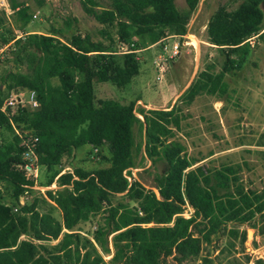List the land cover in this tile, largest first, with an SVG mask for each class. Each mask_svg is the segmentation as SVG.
Masks as SVG:
<instances>
[{
  "label": "trees",
  "instance_id": "obj_1",
  "mask_svg": "<svg viewBox=\"0 0 264 264\" xmlns=\"http://www.w3.org/2000/svg\"><path fill=\"white\" fill-rule=\"evenodd\" d=\"M198 1L184 0L187 8L180 11L174 0H80L83 11L103 26L106 45L79 33L62 41L51 32L27 31L14 40L8 64L15 70L0 76V183L10 188L14 202L4 203L0 190V264H167L169 256L175 264L196 259L213 264L210 253L201 255V244L223 235L224 245L213 247L215 257L242 251L246 233L234 226H255L264 214V186L245 187L238 164L211 167L200 162L203 158L188 156L173 137L180 128L178 103L188 104L201 92L225 93L223 75L246 62L252 49L247 39L264 31V0L216 8L206 35L224 54L222 69L201 71L170 108L136 110V99L96 98L94 93V82L124 89L139 73L134 51L158 41L165 28L181 38ZM6 2L13 21L25 28L32 20L28 0ZM32 3L40 9L44 0ZM115 40L127 42L131 51L117 54ZM7 42L0 37V47ZM13 90L33 91L38 106L17 101L2 110ZM134 126L143 131V141L135 140ZM19 134L37 137L42 176L25 169ZM83 146L96 149L107 165L62 171L68 166L63 159ZM145 159L163 164L154 176L156 191L132 176L131 169L143 167ZM51 184L54 188L42 196L19 202L34 185ZM98 213L104 216L91 238L82 237L75 226ZM103 255H110L107 261ZM253 264L264 261L257 258Z\"/></svg>",
  "mask_w": 264,
  "mask_h": 264
},
{
  "label": "rangeland",
  "instance_id": "obj_2",
  "mask_svg": "<svg viewBox=\"0 0 264 264\" xmlns=\"http://www.w3.org/2000/svg\"><path fill=\"white\" fill-rule=\"evenodd\" d=\"M106 2V0H101ZM241 0H199L196 8L191 12L186 24V33L177 37L165 28L160 39L145 47L141 45L134 51L140 68L139 73L124 88L119 89L109 82H94L96 98L115 97L124 100L136 99L135 109L159 108L168 109L176 98L198 77L203 70L217 73L222 69L224 54L221 50L207 41L206 23L210 15L220 5L228 10L234 8ZM32 20L25 28L13 21L11 11L6 0H0V37L7 39V43L0 47V76L10 68L15 70L8 61L10 50L15 46L14 40L23 38L25 32H51L62 41H66L73 34H88L93 41L108 43L102 32L103 26L92 16L86 14L80 0H44L40 9H36L32 0ZM180 11L186 10L184 0H174ZM264 30V29H263ZM110 34L113 35L111 29ZM135 39V38H133ZM117 54L124 53L128 43L115 40L112 45ZM252 49L246 62L223 75L225 93L208 94L201 92L188 104L179 102L181 115L180 128L175 130L174 139L185 146V153L190 157L203 158L200 162L211 167L221 164H238L242 183L247 188L261 189L264 186V31L253 39ZM2 87V86H1ZM26 99L28 91L17 90ZM141 119V115L136 112ZM136 141H143V131L137 126L133 128ZM90 146H83L74 150L73 156L63 159L62 170H71L79 166L85 170L106 166L97 153ZM101 153L108 155L106 148ZM199 162V163H200ZM42 176L43 169L37 167ZM163 170V164H151L147 159L143 167L132 168L131 173L145 188L156 191L154 176ZM130 180L131 177L128 176ZM54 184L47 187L34 185L32 189L23 193L21 200L29 202L33 197H40L47 188H54ZM3 196L2 201L13 204L9 199L10 188L0 183ZM118 198H114L117 200ZM39 208L46 209L41 205ZM190 207L184 210L188 217ZM52 214L59 218L57 209ZM104 213L91 215L87 221L79 222L75 229L84 238L90 239L97 223L102 221ZM232 226L228 224V227ZM245 230V240L240 252L224 251L219 256L213 249L214 245H224L227 235L211 243L201 244V255L209 254L213 264H253L254 259L264 261V214L258 216L254 227L246 224L234 226ZM24 237V236H23ZM235 249H240L238 239H233ZM52 244L55 241H43ZM110 255H103L105 261ZM245 256L249 258L245 261ZM167 264H175L171 256L165 259ZM199 260L183 261L182 264H198Z\"/></svg>",
  "mask_w": 264,
  "mask_h": 264
},
{
  "label": "built area",
  "instance_id": "obj_3",
  "mask_svg": "<svg viewBox=\"0 0 264 264\" xmlns=\"http://www.w3.org/2000/svg\"><path fill=\"white\" fill-rule=\"evenodd\" d=\"M257 35H253L247 39V42L252 46L253 39ZM131 51L130 49H126L125 52ZM17 101H25L30 107H37L38 102L35 99L34 92L29 91L26 99H22L17 92H12L2 103L1 109L6 110L8 107H11L13 104H15ZM16 133H18L15 130ZM20 141L19 144L22 145L23 149L21 151V157L24 159L25 164L24 167L26 170H28L30 173L33 174V176L37 175V161H38V154L36 152V143H37V137L36 136H22L19 134ZM63 171V170H62ZM128 178V176H127ZM19 202L22 203L21 196H19ZM15 209V208H14ZM184 215V213H183Z\"/></svg>",
  "mask_w": 264,
  "mask_h": 264
},
{
  "label": "water",
  "instance_id": "obj_4",
  "mask_svg": "<svg viewBox=\"0 0 264 264\" xmlns=\"http://www.w3.org/2000/svg\"><path fill=\"white\" fill-rule=\"evenodd\" d=\"M142 119V118H141Z\"/></svg>",
  "mask_w": 264,
  "mask_h": 264
}]
</instances>
